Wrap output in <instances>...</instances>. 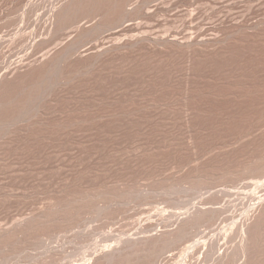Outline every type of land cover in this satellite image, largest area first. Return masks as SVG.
Listing matches in <instances>:
<instances>
[{
    "label": "rangeland",
    "instance_id": "374dc122",
    "mask_svg": "<svg viewBox=\"0 0 264 264\" xmlns=\"http://www.w3.org/2000/svg\"><path fill=\"white\" fill-rule=\"evenodd\" d=\"M32 1L0 0V230L19 227L28 218L47 215L45 211L55 214L61 204L65 209L57 213L64 212L59 218L64 221L58 219L56 224L48 218L43 225L49 226L39 224L27 235H18L16 226L17 238L0 235V264H83L85 260L91 264L97 252L135 237L147 220V224L163 223V227L155 225L159 231L173 228L177 217L195 205L218 209L216 221L190 234L193 244L237 218L241 210L235 212L234 204L244 194L238 198L232 191L242 187L247 193L263 192L264 177L258 183L246 165L264 153V0H93L95 6H79L71 12L73 23L66 19L71 23L66 29L60 15L63 22L57 17L59 21L49 25L50 31L55 29L52 33L60 31L57 37L53 33L57 41H51L50 50L64 46L66 39H76L80 28L92 25L99 31L90 38L89 29L78 53L55 72L40 66V53L30 48L29 37L38 28L36 33L48 36L45 25L62 0H38L41 7L36 13L39 18L45 14L38 25ZM139 36H176L177 43L185 45L141 40L134 48L106 52L97 61L92 57L100 47ZM24 111L34 112L26 120ZM199 176L207 178L201 182H209L210 187L198 182ZM84 196L90 198L86 203ZM77 199L81 204L73 206L80 209L88 203L89 211L82 207L85 210L66 214ZM104 199H110L112 206H106ZM96 200H102L106 209L99 210ZM240 201L239 206L244 200ZM74 213L79 221L71 217L69 223L68 216ZM255 213L251 224L264 218V202ZM52 223L59 225L53 228ZM251 224L254 236L256 226L261 228L254 237L257 251L252 250L246 264H264V219ZM182 244H175L179 249L172 244L165 247L167 255L160 248L162 257L158 249L160 257L154 252L158 258L150 256V262L182 264L189 255H180L188 243ZM130 254L112 264L140 257V252ZM207 259L206 264H212Z\"/></svg>",
    "mask_w": 264,
    "mask_h": 264
},
{
    "label": "bare ground",
    "instance_id": "6f19581e",
    "mask_svg": "<svg viewBox=\"0 0 264 264\" xmlns=\"http://www.w3.org/2000/svg\"><path fill=\"white\" fill-rule=\"evenodd\" d=\"M40 2H43V1H41V0H39ZM39 1L38 0H33L32 2V4H33V8L31 9V11L33 10V13L36 15V16H34L35 18V20H36V24L38 25V23H41V22H39V21H41L42 19V17L44 18V15L41 17V18H39V14L38 13H36L37 11H38V9L41 7L40 5L41 4H39ZM55 1V0H54ZM92 1L93 0H62V2L58 5L57 4V6L56 7H54V9H52L53 10V12H51L52 14L50 15V13H49V15H50V17L48 18V21H47V24L45 25V29L47 30V33L48 34H46V32H45V30H43L44 32H45V34L46 35H48L47 37L46 36H42V35H39L38 33H36V31L37 32H39L38 30H40V28H38V30H34V33L33 34H31L32 36L31 37H29L30 38V41H29V46H30V48H32L35 52V54H36V51H38L40 54H38V61L40 60V62H39V64H40V66L42 67V66H44L45 67V69L44 68H42V69H44L45 71H47V70H51V69H54V71L53 72H55V70L57 69L56 67L58 66V65H60V68H61V65L64 63L65 64V62H67V61H69V59L71 58V57H73L74 56V54L76 53V51H77V49H78V47H79V45H80V42H82L83 40L85 41V39H87V37L89 36V34H88V30L89 29H91L92 30V28H91V26L92 25H89L90 27H88L89 29H84V27H83V29L82 28H80L81 29V31L80 32H78L79 34V36L77 35V38L75 39L74 38V40H72L71 39V41H70V39H68V41H67V39H66V41L68 42V43H66V41H65V43H64V46H62V47H60L59 46V44H57L58 46V48H56V49H54V50H52V48H51V50H50V47H51V45H50V47H49V44H51V41L52 40H56V38L53 36V33H55V35H56V33L57 32H51V31H54V30H51L50 31V29H51V27L49 26L50 24L52 25V21L54 20L55 22H57V21H59V20H61L62 19V17H64V20L63 21H65L64 23H63V25H64V27H63V25H62V23L61 24H59V25H62V28H64V29H66L67 28V25H70L71 23H73V22H71V19H72V17H71V12H74L75 13V11H76V9L79 7V6H82V7H88L89 5L92 7V6H95V3H94V5H93V3H92ZM48 2L49 1H47L46 3L48 4ZM50 2H51V0H50ZM56 2V1H55ZM58 2V1H57ZM93 2H95V1H93ZM46 3L45 4H43V5H46ZM99 2H97L96 1V5L98 4ZM53 4V3H52ZM92 4V5H91ZM49 6V5H48ZM52 6H55L54 4L52 5ZM88 7V8H91V7ZM44 7V6H43ZM42 7V8H43ZM46 7H47V5H46ZM41 8V9H42ZM45 8V7H44ZM124 8H125V6H124ZM79 9V8H78ZM77 9V10H78ZM93 9V8H92ZM95 9V8H94ZM93 9V10H94ZM99 9V8H98ZM97 9V10H98ZM117 9H118V7H117ZM74 10V11H73ZM81 10L83 11V12H86V10L84 11L83 10V8H81ZM116 9H114V11H115ZM119 10V9H118ZM126 10V9H125ZM40 11V10H39ZM46 11H48V10H46ZM90 11H92V10H90ZM96 11V10H95ZM94 11V12H95ZM41 12H42V10H41ZM48 12H50V11H48ZM80 12V11H79ZM74 13H73V15H74ZM78 13V12H77ZM81 13V12H80ZM97 13V12H96ZM100 13V12H99ZM48 14V13H47ZM62 14V15H61ZM68 14H70L69 16H70V20L68 19L69 18V16H68ZM93 14V13H92ZM95 14V13H94ZM59 15L61 16L60 18H59ZM65 15L66 16H68L67 18H65ZM78 15V14H77ZM96 15V14H95ZM91 16V15H90ZM94 16V15H93ZM46 17H48V15H46ZM59 18V20H57L56 21V19H58ZM32 18V17H31ZM56 18V19H55ZM93 18V17H92ZM41 19V20H40ZM47 19V18H46ZM66 19L68 20V21H70V22H68V21H66ZM32 20V19H31ZM78 20V19H77ZM62 20L60 21V22H63ZM74 21V20H73ZM67 22V23H66ZM81 22V21H80ZM96 22V21H95ZM94 22V23H95ZM66 23V24H65ZM70 23V24H69ZM79 23V22H78ZM87 23V22H86ZM89 23V22H88ZM99 23V22H98ZM103 23V22H102ZM102 23H101V26H98V28L102 31L103 30V28L105 27L104 26V24L102 25ZM105 23V22H104ZM42 24V23H41ZM41 24L39 25V26H41ZM58 24V23H57ZM76 24V23H75ZM80 24V23H79ZM85 24V23H84ZM90 24H92V23H90ZM96 24V23H95ZM94 24V25H95ZM44 25V24H43ZM83 25V24H82ZM100 25V24H99ZM105 25H107V24H105ZM36 26V25H35ZM86 26V25H85ZM60 27V26H59ZM58 27V29H60L61 30V28H59ZM66 27V28H65ZM69 27V26H68ZM78 27V26H77ZM42 28V27H41ZM85 28H87V27H85ZM97 28V27H96ZM33 29V28H32ZM35 29V28H34ZM52 29H53V27H52ZM79 28H77L76 30H78ZM94 29V28H93ZM41 30V31H42ZM86 30V31H85ZM98 29H96V31L95 30H92L91 31V33H90V38H91V35H93L94 37L99 33V31H97ZM43 31H42V33H43ZM56 31H58V33L60 32L59 30H57L56 29ZM90 31V30H89ZM100 31V32H101ZM33 32V31H32ZM52 34H51V33ZM86 32H87V34H86ZM50 33V34H49ZM58 33H57V35H58ZM77 33V32H76ZM85 33V34H84ZM44 34V35H45ZM57 35H56V37H57ZM86 37H85V36ZM144 35V34H143ZM61 36V35H60ZM135 36V35H134ZM137 36V35H136ZM135 36V37H136ZM149 36H150V34H149ZM149 36H146V37H143L142 38V36H139V37H137L138 39L137 40H135V41H123V40H121V41H119L118 43H114V44H112L111 45V43H110V45L111 46H109V44H108V47L106 46V47H104V48H102V47H100L99 48V50H97V52H95V54L93 53V56L92 57H94L93 59L95 60V61H97V60H99L100 58H101V56L103 57V54L104 53H106V52H110L111 53V51H113V50H119V51H122L123 50V48H128V47H131L132 48V46H133V48H134V45L136 44L137 45V43L140 41L141 42V40L143 41V40H148L147 42H155V43H162V44H168V42H170V44H175V43H177V39H175V37L176 36H174V38H170V36L169 37H165V38H159L158 36V38H154L153 36L152 37H149ZM141 37V38H140ZM173 37V36H172ZM55 38V39H54ZM84 38V39H83ZM133 38V37H132ZM59 39V38H58ZM119 39V38H118ZM127 39V38H126ZM198 39V38H197ZM195 40L196 41V43L199 41V40ZM200 39V38H199ZM204 39V38H203ZM128 40V39H127ZM187 40V39H186ZM189 40V39H188ZM57 41V40H56ZM83 41V42H84ZM117 41V40H116ZM185 41V40H184ZM195 41H193V43L195 42ZM204 41V40H203ZM205 41H207L206 39H205ZM54 42V41H53ZM52 42V43H53ZM146 42V41H145ZM171 42H173V43H171ZM201 42H202V38H201ZM201 42H200V44H201ZM57 43V42H56ZM62 43V42H61ZM98 43V42H97ZM181 43H183L182 41H181ZM181 43H177V44H180L181 45ZM189 43H190V45H191V42L189 41ZM188 43V44H189ZM101 44V43H100ZM154 44V43H153ZM162 44H159V45H162ZM184 45H185V42L183 43ZM187 44V41H186V45H188ZM195 44V43H194ZM97 45V44H96ZM99 45V44H98ZM81 46V45H80ZM103 46H104V44H103ZM175 46V45H174ZM179 46V45H178ZM24 47V46H23ZM49 47V49H47ZM185 47V46H184ZM187 47V46H186ZM188 47H190V46H188ZM54 48H55V46H54ZM97 48H98V46H97ZM31 49V51H33ZM94 49H96V48H94ZM120 49H122V50H120ZM46 50H48V51H46ZM79 50V49H78ZM96 51V50H95ZM37 52V53H38ZM41 52H43L42 53V56H41ZM93 52V51H92ZM78 53V52H77ZM76 53V54H77ZM108 53H106V54H108ZM116 53V52H115ZM118 53H120V52H118ZM89 53H87V55H88ZM105 54V55H106ZM39 55L41 56V59H40V57H39ZM92 55V54H91ZM35 56V55H34ZM77 56H79V55H77ZM110 56V55H109ZM37 57V56H36ZM80 57V56H79ZM36 59V58H35ZM73 59V58H72ZM76 59H77V57H76ZM92 59V60H93ZM93 60V61H94ZM89 61V60H88ZM95 61L94 62H92L91 63V61H90V63L91 64H95ZM71 62V61H70ZM37 63V62H36ZM86 63H88V64H90L89 62H86ZM90 64V65H91ZM64 66H66V64L64 65ZM85 66V65H84ZM39 67V66H38ZM40 67V68H41ZM86 67V66H85ZM91 67V66H90ZM64 68V67H63ZM87 68V67H86ZM47 69V70H46ZM62 69V68H61ZM82 69V68H81ZM41 70V69H40ZM58 70H59V67H58ZM83 70H84V67H83ZM45 71H43V72H45ZM57 71V70H56ZM81 71V70H80ZM43 72H41V73H43ZM50 72V71H49ZM47 73V72H46ZM49 74H51V73H49ZM64 73H62L61 75H63ZM193 81V80H192ZM196 81V80H195ZM193 83V82H192ZM194 84V83H193ZM24 112H26V111H24ZM33 112L34 111H28V112H26V116L25 117H27V119L26 120H28V119H30V117L32 116V114H33ZM36 112H38V111H36ZM20 114V113H19ZM18 114V115H19ZM38 114V113H37ZM25 115V114H24ZM19 117V116H18ZM33 117H34V115H33ZM21 118V117H20ZM252 128V127H251ZM253 130V129H252ZM17 131V130H16ZM249 131V130H248ZM250 132V131H249ZM249 132H248V134H249ZM254 132V131H253ZM247 134V135H248ZM252 134V133H251ZM253 135V134H252ZM242 137H243V135H242ZM249 137H251L250 135H249ZM237 138V137H236ZM241 137H239L238 138V140H236V142L238 141L239 142V139H240ZM246 138H248L247 136H246ZM243 140H245V138H242ZM233 141V140H232ZM231 141V142H232ZM230 142V143H231ZM235 142V141H234ZM238 142H237V145H238ZM264 142V141H263ZM230 145V144H229ZM233 145V144H232ZM235 145V144H234ZM231 146V145H230ZM248 164H249V166L248 165H246V163H245V165L248 167L247 169H249L250 168V170L252 171V172H250L249 170H246V171H249L250 173H254V175L258 178V180L260 179L261 181H262V179H263V177H264V153L263 154H259V156H257L251 163L250 162H248ZM244 168V171H245V167H243ZM240 171H242V170H239L238 169V172H240ZM229 173V172H228ZM235 175H236V173L235 172H233ZM245 173V172H244ZM249 173V174H250ZM229 174H232V173H229ZM234 174H233V176H234ZM237 174H239V173H237ZM226 175V174H225ZM240 175V174H239ZM238 175V176H239ZM242 175V174H241ZM240 175V176H241ZM254 175L252 174V176L254 177ZM204 176H205V174H204ZM208 176V175H207ZM226 176H229L228 174L226 175ZM197 177V176H196ZM198 178H200V176L198 177ZM198 178H193L194 180V182H196L195 180H197ZM204 178V177H203ZM203 178H200V179H198V180H200V181H198V182H201L202 180H206V179H203ZM210 178V177H209ZM212 178V177H211ZM239 178V177H238ZM234 179H235V176H234ZM233 179V181H235L236 182V180H234ZM188 180V179H187ZM186 179H185V181H187ZM239 180V179H238ZM260 180H259V182L258 183H260ZM184 181V180H183ZM190 181H192V179L190 180ZM192 181V182H193ZM203 181V182H204ZM209 181V180H208ZM211 181V180H210ZM203 182H201V183H203ZM207 182V181H206ZM191 182H189V184H190ZM200 183V185L202 186V184ZM209 183V182H208ZM208 183H206L205 184V182H204V184L203 185H207L208 186ZM211 183H212V181H211ZM210 183V184H211ZM257 183V184H258ZM262 183V182H261ZM179 184V183H178ZM180 184H181V180H180ZM195 183H193V185H194ZM199 184V183H198ZM256 184V185H257ZM263 184V186H264V183H262ZM262 184H260V185H262ZM192 185V184H191ZM200 185L198 186H196V187H200ZM186 186H187V184L185 185V188H186ZM195 186H193V188H196ZM259 186V185H258ZM263 186H262V188H263ZM208 187H210V185L208 186ZM181 188H182V186H181ZM191 188V187H190ZM193 188H191V189H193ZM202 188H204V186L202 187ZM236 188V187H235ZM242 188V187H241ZM241 188H240V190H236V193H235V190L234 191H232V192H234V194L236 195V196H238V198H239V196H240V194L242 195V194H244L243 196L244 197H242V196H240V198L242 197V199H237L238 201L237 202H235L236 200H234V202L235 203H237V204H234V209L233 210H235V208L236 209H238V210H241L240 212H238V213H236V214H238V215H236L237 216V218L234 220V221H232V222H229V223H225L224 225L222 224V226H220L219 225V227H218V230L217 229H215L214 230V232L215 233H213V234H209V236H204V238L203 237H201V239H196V241H194V243L192 244L191 243V239H190V237H192L191 235H193V234H191V233H195V232H193L194 230H196L197 228L199 229V227L201 226L202 227V225L203 224H209V223H213L214 221H216L217 219V216L220 214L219 213V211H218V209H217V211H216V208L214 209L213 207H206V206H204V205H195L192 209L190 208L188 211H184L183 213H181L179 216L178 215H176V216H178L177 217V219H176V224H174L175 226L173 227V228H165L164 227V229L163 230H161V228H160V232L157 230L156 231V228L158 229L159 227H163L162 225H163V223L161 224L160 222H158L159 223V225L161 224V226H159V225H156V223L155 224H147L149 221L147 220V223H143V224H145L144 226H142V227H139L138 229L140 230V228H141V231L140 232H138V233H136V235H135V237H132V235H131V237H129L128 239H126V240H122L119 244H116L117 246H113L112 245V248H111V245L109 246L110 247V249H109V247H107L109 250H105V249H103V250H105V251H103V252H101V253H99V252H97V250L99 249H97L96 251H95V254H96V252L98 253L95 257L93 256L92 258H93V260H92V263L91 264H112V262L116 259L117 260V257H120V258H122V257H124V256H126L127 257V254H130V252L131 251H136V252H138V253H136L135 251V253L134 252H132L130 255L133 257V256H135L136 254H139V252H140V257H138V259H137V257H136V259H134V258H131V259H134L133 261L134 262H131V260L130 261H127V263H125L124 262V264H153L154 262H150L152 259H149V257L150 256H155L156 257V255H154V252H155V254H158L159 252H160V256L162 255L161 254V249L162 248H164V249H162V253H164L165 252V254H166V251H167V249L165 250V247H167L168 245H171L172 244V247L175 245V244H181V243H188V244H186V246L185 247H181L182 248V250H181V252H180V255L181 254H183L184 252L185 253H187L188 254V252H189V258H187L186 256V258H183V260L184 259H186V260H184L183 262H181L182 264H206V259L207 258H209V259H211V262H212V264H232L233 263V261H236V262H239V260L240 259H243L242 260V262L240 261V264H246V258H247V256H249L250 254H252L251 252H253L252 250L254 249V248H256V247H254V237H255V239H257V235H258V232H259V230L260 229H258V228H261L260 226L257 228V226H256V230L258 231L257 232V234H255L256 236H254L253 234H252V232L251 231H253V230H249L250 228V224H251V221L253 220L252 219V217H253V215H256V209L258 208V206L261 204V203H263L264 202V188H263V192H261V190L259 189V191L261 192H258V193H256V194H254V192H253V194L252 193H247V191L246 192H243L242 190L244 189H242L241 190ZM260 188V187H259ZM83 192V191H82ZM82 192H80V193H82ZM87 192V191H86ZM212 192V191H211ZM218 192V191H217ZM230 193V192H229ZM77 194V193H76ZM83 194V193H82ZM88 194V193H87ZM90 194V193H89ZM216 194V193H215ZM74 195V194H73ZM79 195V194H78ZM81 195V194H80ZM86 195V194H85ZM105 195V194H104ZM232 195V194H231ZM77 196V195H76ZM118 196H120V195H118ZM209 196H211V195H209ZM208 196V197H209ZM213 196H215V195H213ZM74 197V196H73ZM91 197H93V196H91ZM111 197V196H110ZM115 197V196H114ZM117 197V196H116ZM233 197V196H232ZM85 198H87L86 196H84V199ZM95 198V197H94ZM100 198V197H99ZM109 198V197H108ZM118 198V197H117ZM248 198H251L250 199V201L248 200ZM80 199H82V198H80ZM80 199H77V201H74L73 203H71L70 205H69V203L67 204V205H69V207H70V209L68 208V207H66V210H67V208H68V210H67V212H66V210H64L65 212H66V214H68V215H70L71 213H73L74 212V210H75V212H76V210L78 211V210H80V211H82L81 209H84L85 210V208H82V207H86L87 206V204H85L86 206H84L83 204L84 203H86L85 201H88L90 198H87V200H84V199H82V200H84L83 202V206L81 205V206H79V207H81L80 209L78 208V209H76L77 208V206H75L76 204L78 205V204H81V202H82V200H80ZM103 199V198H102ZM107 199V198H106ZM106 199H104V201L106 200ZM211 199V198H210ZM210 199H209V201H210ZM214 199H216V198H214ZM70 200V199H69ZM71 200H73V199H71ZM78 200L80 201V202H78ZM92 200H94V199H92ZM99 200V199H98ZM110 200V199H109ZM109 200H107V202L105 201V203H107V205L106 206H108V204L109 205H111L112 204V202H111V200H113L112 199V197H111V200L109 201ZM180 200V199H179ZM240 200H242V201H240ZM243 200H244V202H243ZM101 201V203H103V201L102 200H100ZM113 201H115V200H113ZM208 201V200H207ZM215 201V200H214ZM240 201V203L241 202H243L242 203V205H243V207H240V206H242L241 204H240V206L238 205L239 202ZM66 202H68V200L66 201ZM72 202V201H71ZM77 202V203H76ZM95 202V201H94ZM93 202V203H94ZM96 202H98L97 200H96ZM109 202H111V204L109 203ZM180 202V201H179ZM182 202V201H181ZM200 202V201H199ZM206 202V201H205ZM213 202V201H212ZM211 202V203H212ZM231 202H232V200H231ZM76 203V204H75ZM90 203V202H89ZM101 203H99L98 202V204L97 205H99V210H101ZM114 203V202H113ZM116 203V202H115ZM216 203V202H215ZM229 203V202H228ZM233 203V202H232ZM231 203V204H232ZM73 204H75L74 206L76 207H74L73 206ZM96 204V203H95ZM104 204V203H103ZM179 204V203H178ZM196 204H197V202H196ZM200 204V203H199ZM207 204V203H206ZM89 206H92L91 204H88ZM208 205V204H207ZM238 205V206H237ZM89 206H87V207H89ZM95 206V205H94ZM105 206V207H106ZM112 206V205H111ZM111 206L109 207L110 209H111ZM180 206V204L178 205V207ZM208 206H210V205H208ZM213 206V205H212ZM231 206H233V205H230V207ZM63 207H65V205L64 206H62V204H61V207L59 206V208L61 209V210H63V209H65V208H63ZM87 207H86V209H87ZM95 207H98V206H95ZM240 207V208H239ZM90 208H92V207H90ZM104 208V205H103V207H102V209ZM108 208V207H107ZM259 208H261V206L259 207ZM57 209V208H56ZM60 209H59V211H55L54 213L55 214H52V213H50L51 212V210H49L48 211V213H46L47 211H45V214H47V215H49V216H47V215H45V216H40V215H42V214H39V216L37 215V216H33V217H31V218H28L27 220H25L24 222H22L21 224L20 223H18L19 224V227H18V225L16 224V226L18 227V230L16 231V233L19 235V234H24L26 231H30L31 229L33 230L34 229V227H36L35 229H37V226L40 224H42V226H49L50 224L48 223L47 225H43L44 223V221H46L48 218H50V220H52V222H56V221H58V219L60 218V217H62L61 215H62V213H64L63 211L61 212V214H59V213H57V212H60ZM96 209H98V208H95V210ZM106 208H104V210H105ZM54 210H55V208H54ZM53 210V211H54ZM83 210V211H84ZM88 210V209H87ZM99 210H98V213H99ZM109 210V209H108ZM263 209H261V211H262ZM79 211V212H80ZM89 211V210H88ZM94 211V210H93ZM110 211V210H109ZM114 211V210H113ZM91 212V211H90ZM101 212V211H100ZM104 213H106L105 211H103ZM115 212V211H114ZM181 212V211H180ZM179 212V213H180ZM217 212L219 213V214H217ZM235 212H236V210H235ZM50 213V214H49ZM77 213V212H76ZM86 213V212H85ZM89 213V212H88ZM110 213V212H109ZM262 213H263V211H262ZM75 214V213H74ZM81 214H83L84 215V213L83 212H81ZM80 213H79V216L81 215ZM87 214V213H86ZM103 214V213H102ZM115 214V213H114ZM258 214V213H257ZM60 215V216H59ZM65 215V214H64ZM67 215V216H68ZM73 215V214H72ZM83 215H81L82 217H83ZM106 215V214H105ZM261 215V214H260ZM260 215H258V216H260ZM66 216V215H65ZM66 216V217H67ZM77 215L75 214V216L73 215V216H68V217H70L69 219H67L66 217H65V220L67 219V220H69V223H70V221H72L71 220V217L72 218H74V217H76ZM77 218V217H76ZM75 218V219H76ZM80 218V217H79ZM84 218V217H83ZM83 218H81V221L80 222H82V219ZM161 218V217H160ZM163 218V217H162ZM257 218V217H256ZM259 218V217H258ZM257 218V219H258ZM62 219H63V217H62ZM156 219V218H155ZM167 219V218H166ZM216 219V220H215ZM256 219V220H257ZM263 219L264 218H262V220L260 221V223L263 221ZM59 220H61V219H59ZM77 220H78V218H77ZM84 220V219H83ZM151 220V219H150ZM152 220H154V218L152 219ZM157 220H159V219H157ZM170 220V219H169ZM169 220L167 219V220H165V221H168L169 222ZM255 220V219H254ZM49 221V220H48ZM61 221H64V220H61ZM61 221H59L58 223H60L61 224ZM79 221V220H78ZM156 221V220H155ZM161 221V220H160ZM51 222V221H50ZM76 222V221H75ZM79 222V223H80ZM162 222H163V220H162ZM167 222V223H168ZM173 222H175V220L173 221ZM256 222V221H255ZM47 223V222H46ZM64 223H67L68 224V222L66 221V222H64ZM63 223V224H64ZM77 224H78V222H76ZM166 223V222H165ZM164 223V224H165ZM257 223V222H256ZM251 224V225H258V224H260V223H257V224ZM56 224H57V222H56ZM75 224V223H74ZM169 224H170V222H169ZM169 224L167 225L166 224V226H168L169 227ZM263 224V223H262ZM52 226L51 227H53L54 225H55V223L53 224H51ZM59 225V224H58ZM58 225H55V227H57ZM68 225H70V224H68ZM76 225V224H75ZM159 226V227H156V226ZM16 226L14 227V228H10V229H8V228H6V229H1L0 230V235H1V238H2V236L3 237H7V239H10L11 237L10 236H13L14 235V237L16 236V233H15V228H16ZM71 226H73V223L71 224ZM70 226V227H71ZM153 226H155V227H153ZM171 227L173 226V224H172V222H171V225H170ZM204 226V225H203ZM41 227V226H40ZM51 227H48V229L47 228H45V230L47 229V230H49V228H51ZM63 227V226H62ZM65 227V226H64ZM66 227H67V225H66ZM263 227V226H262ZM42 228V227H41ZM41 228H39L38 227V229H41ZM54 228V227H53ZM252 228V227H251ZM254 228V227H253ZM17 229V228H16ZM35 229H34V232H35ZM64 229V228H63ZM66 229V228H65ZM137 229V230H138ZM263 229V228H262ZM31 230V231H32ZM46 230V231H47ZM44 231V230H43ZM43 231H41V232H43ZM155 231V232H154ZM33 232V231H32ZM31 232V233H32ZM253 232H255L256 233V231L254 230ZM260 233V232H259ZM26 235H27V232L25 233ZM29 234V233H28ZM37 234V233H36ZM41 234V233H40ZM134 234V233H133ZM191 234V235H190ZM17 235V236H18ZM30 235V234H29ZM35 235V234H34ZM208 235V234H207ZM260 235V234H259ZM258 235V236H259ZM262 235V234H261ZM8 236L10 237V238H8ZM17 236H16V238H17ZM21 236V235H20ZM19 236V237H20ZM134 236V235H133ZM22 237H23V235H22ZM194 237V236H193ZM262 237H263V235H262ZM16 238H14V239H16ZM21 238V237H20ZM127 238V237H126ZM195 238V237H194ZM238 238V240H237V243H235L234 244V242L236 241V239ZM259 238V237H258ZM5 239V238H4ZM7 239H6V241H7ZM125 239V238H124ZM260 239V238H259ZM258 239V240H259ZM262 239H264V238H262ZM11 240H13V239H11ZM120 240H121V237H120ZM189 240H191V241H189ZM195 240V239H194ZM3 241V240H2ZM5 241V240H4ZM8 242V241H7ZM6 242V243H7ZM11 242V241H10ZM15 242V241H14ZM257 243H259V242H257ZM183 244H182V246H183ZM189 244H190V246H191V244H192V246H191V248H190V250H189ZM185 245V244H184ZM256 246V245H255ZM262 246V245H261ZM171 247V246H170ZM175 247H177V245H175L174 246V248ZM262 247H264V246H262ZM106 248V249H107ZM161 248V249H160ZM167 248H169V247H167ZM173 248V249H174ZM180 247L178 246L176 249H179ZM258 248V247H257ZM256 248V249H257ZM158 249H160L159 250V252H158ZM175 249V250H176ZM256 249H254V250H256ZM165 250V251H164ZM169 250V249H168ZM158 253H157V252ZM170 251H171V249H170ZM178 251V250H177ZM187 251V252H186ZM257 251V250H256ZM261 251V250H260ZM168 252V251H167ZM135 255H134V254ZM152 253V255H150ZM174 253V252H173ZM94 254V253H93ZM164 254V255H165ZM130 255H128V256H130ZM142 255V256H141ZM167 255V254H166ZM168 255H170V254H168ZM175 255H177V252H176V254ZM254 255V254H253ZM258 255H259V252H258ZM137 256V255H136ZM158 256H159V254H158ZM159 256V257H160ZM174 256V255H173ZM162 257V256H161ZM167 256H165L164 258H166ZM174 257H176V256H174ZM251 257V256H250ZM249 257V258H250ZM258 257V256H257ZM128 258V257H127ZM127 258H125L124 257V259H127ZM151 258V257H150ZM156 258H158V257H156ZM170 258V257H169ZM172 258V257H171ZM178 258V257H177ZM254 257H252V259H253ZM256 258V257H255ZM262 258V257H261ZM123 259V258H122ZM124 259L122 260V262L124 261ZM160 259V258H159ZM173 259V258H172ZM209 259H207L208 261H209ZM258 259V258H257ZM161 260H164V259H161ZM166 260V259H165ZM171 260V259H170ZM86 261V263H83V264H87V260H85ZM120 261V260H119ZM157 261V263H158V259L156 260ZM155 261V262H156ZM207 261V262H208ZM251 261V260H250ZM255 261V260H254ZM257 261V260H256ZM255 261V262H256ZM117 262V261H116ZM163 262V261H162ZM165 262H167V260L165 261ZM175 261L173 260V263H174ZM210 262V261H209ZM232 262V263H231ZM247 262H249V259H248V261ZM117 263H119V262H117ZM168 263V262H167ZM170 263H171V261H170ZM176 263H177V261H176ZM114 264V263H113ZM121 264V263H120ZM178 264V263H177ZM211 264V263H210ZM234 264V263H233ZM250 264V263H249ZM251 264H252V262H251ZM256 264H257V262H256Z\"/></svg>",
    "mask_w": 264,
    "mask_h": 264
}]
</instances>
